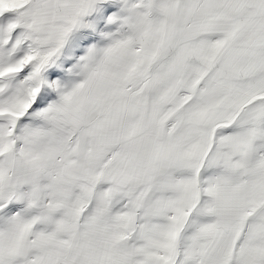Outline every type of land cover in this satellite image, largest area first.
Wrapping results in <instances>:
<instances>
[{
	"label": "snow or ice",
	"instance_id": "1",
	"mask_svg": "<svg viewBox=\"0 0 264 264\" xmlns=\"http://www.w3.org/2000/svg\"><path fill=\"white\" fill-rule=\"evenodd\" d=\"M0 264H264V0H0Z\"/></svg>",
	"mask_w": 264,
	"mask_h": 264
}]
</instances>
